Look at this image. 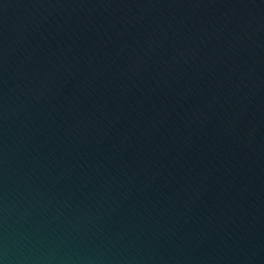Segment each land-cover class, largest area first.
Segmentation results:
<instances>
[{
    "label": "water",
    "instance_id": "95a60500",
    "mask_svg": "<svg viewBox=\"0 0 264 264\" xmlns=\"http://www.w3.org/2000/svg\"><path fill=\"white\" fill-rule=\"evenodd\" d=\"M0 264H264V0H0Z\"/></svg>",
    "mask_w": 264,
    "mask_h": 264
}]
</instances>
